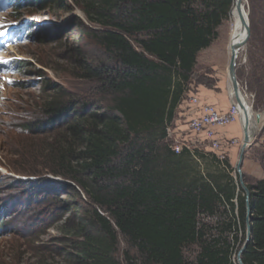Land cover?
Returning a JSON list of instances; mask_svg holds the SVG:
<instances>
[{
    "label": "rangeland",
    "instance_id": "374dc122",
    "mask_svg": "<svg viewBox=\"0 0 264 264\" xmlns=\"http://www.w3.org/2000/svg\"><path fill=\"white\" fill-rule=\"evenodd\" d=\"M128 1L120 0L119 8L110 11L108 19L115 22L127 20L132 9ZM248 1L251 34L237 59V78L255 118L259 113L261 120L242 161V180L247 188L264 180V0ZM82 2L68 0L63 9L36 11L27 6L22 9V19L36 26L29 32V44L12 53L13 58L24 61L25 68L10 77V81L7 79L6 87H0V264H80L77 259L80 234L87 231L99 234L103 240L107 237L93 213L97 211L108 219L109 212L93 204L70 179L61 174L55 176L47 169L52 145L67 137V128L75 124L76 118L87 117L93 112L101 115L114 112V99L105 82L84 76L87 72L118 68L116 57L96 37L111 29L107 26L108 20L89 21ZM207 4L208 0H192L196 13H204ZM231 6L232 0L227 15L216 28V38L198 54L190 82L167 128L172 139L184 144L182 154L187 156L182 162L185 167L178 170L179 176L184 175V181L193 176H224L233 180L236 193L244 197L237 171L243 143L240 118L230 125L213 129L214 139L222 143L218 150L226 157L221 163L213 143L187 128L186 117L189 115L185 114L193 95L202 105L209 104L201 99V91L214 93L220 104L227 105L226 111L213 105L222 113L237 105L230 94L228 77ZM103 9L108 11V7ZM41 36L43 40H40ZM12 81L17 87H9ZM47 84L57 86V91H62L76 103L75 116L34 132L16 130L14 127L20 123H43V113L38 106L54 95L45 92ZM146 136L142 135L140 142L143 143ZM130 150L129 146H122L120 159L115 160L114 166H118ZM153 154L157 169L161 171V167H166L161 157L166 154L160 151ZM87 177L93 179L92 175ZM119 181L107 178L98 183L104 186ZM233 203L234 209L230 204L221 203L213 214L200 212L198 228L203 238L183 248L188 264L196 262L203 245L214 242L220 246L230 245L232 261L238 264L237 255L245 243L246 228L244 231L240 227L237 199ZM126 256L140 264L137 248L117 232L113 254L115 262L128 264Z\"/></svg>",
    "mask_w": 264,
    "mask_h": 264
},
{
    "label": "trees",
    "instance_id": "16d2710c",
    "mask_svg": "<svg viewBox=\"0 0 264 264\" xmlns=\"http://www.w3.org/2000/svg\"><path fill=\"white\" fill-rule=\"evenodd\" d=\"M26 1L36 11L68 5V0ZM130 2L132 9L124 22L108 19L109 12L119 8L120 0L82 2L89 21L108 20L111 29L96 37L116 57L118 68L84 76L105 82L114 99V112L76 118L67 128V137L52 145L47 169L70 179L93 204L109 212L108 219L93 213L107 236L105 240L87 231L80 234V264H118L113 257L117 232L137 248L140 264H188L183 248L203 238L198 228L200 212L213 214L221 203L234 209L233 200L237 199L240 227L246 228L245 196L236 193L233 180L210 175L184 181L178 170H184L182 160L187 154L176 155L164 143L197 56L216 38V28L227 15L231 0H208L204 13H196L192 0ZM44 90L54 95L37 105L43 123H20L16 130L34 132L72 117L76 103L57 91V86L47 84ZM144 134L147 136L142 143ZM122 146L131 150L114 166ZM156 151L166 154L161 157L166 169L161 167V171L153 156ZM107 178L120 181L100 186L98 181ZM248 189L252 239L242 261L264 264V180ZM231 249L230 245L206 243L194 264H234ZM126 259L128 264H135L129 256Z\"/></svg>",
    "mask_w": 264,
    "mask_h": 264
},
{
    "label": "built area",
    "instance_id": "2783aa9c",
    "mask_svg": "<svg viewBox=\"0 0 264 264\" xmlns=\"http://www.w3.org/2000/svg\"><path fill=\"white\" fill-rule=\"evenodd\" d=\"M193 96L194 97L190 99V107H188V110L185 112V114L189 115V117L184 115L187 121V128H189L197 136L212 142L214 149L217 151L216 156H218L219 161L223 163L226 160L225 154L218 150L221 148L222 143L217 139H214L215 133L213 129L225 127L238 120L239 108L237 105H232L227 112L222 113L213 105H202L203 103H200L201 101L199 102L195 95ZM168 128L166 131V143L173 153L180 155L183 152L184 144L178 139H172L171 131Z\"/></svg>",
    "mask_w": 264,
    "mask_h": 264
},
{
    "label": "water",
    "instance_id": "95a60500",
    "mask_svg": "<svg viewBox=\"0 0 264 264\" xmlns=\"http://www.w3.org/2000/svg\"><path fill=\"white\" fill-rule=\"evenodd\" d=\"M235 10L240 14L241 17V23L242 25H247V30L244 38L237 44L232 45L231 47V57L229 61V66H228V77L229 81L231 83V88L233 90V94L236 99V103L238 104L240 110L244 114V121L242 124V129H243V143L241 146V152H240V158L239 162L237 165V171L240 175V184L245 192V200H246V240L245 243L242 247V249L239 251L237 255V262L238 264H244L242 261V255L247 249L248 243L252 239V226H251V217H252V211L250 208V191L249 189L244 185L243 180H242V172H241V166H242V161L244 158L245 151L247 148L251 145L252 139L254 137V129L250 123V118L247 113L244 101L242 99V93L240 89V84L238 82L237 78V59L240 51L245 47L247 44L250 34H251V29L248 24H246L245 19L242 16V11H243V4L242 0H237L235 3ZM261 120V114L257 113L256 114V123L258 124Z\"/></svg>",
    "mask_w": 264,
    "mask_h": 264
},
{
    "label": "clouds",
    "instance_id": "9594fccd",
    "mask_svg": "<svg viewBox=\"0 0 264 264\" xmlns=\"http://www.w3.org/2000/svg\"><path fill=\"white\" fill-rule=\"evenodd\" d=\"M24 6L30 7L26 0H0V33L10 30L9 33H5L4 37H0V47L2 49L0 58H3L4 62H6L1 64L0 87H6V80L8 79V81H10V77L19 74L20 70L25 68L23 65L24 61L13 58L12 53H14L16 49L29 44L31 36L28 35L29 41L27 43L19 44L16 47L8 44L11 36L14 33L18 32L20 34V31L23 29H28V31L31 32V30L34 28V23L30 24L28 20L22 19V9ZM11 86L17 87L13 81L11 84H9V87Z\"/></svg>",
    "mask_w": 264,
    "mask_h": 264
},
{
    "label": "bare ground",
    "instance_id": "6f19581e",
    "mask_svg": "<svg viewBox=\"0 0 264 264\" xmlns=\"http://www.w3.org/2000/svg\"><path fill=\"white\" fill-rule=\"evenodd\" d=\"M237 0H232V6L230 8V12H229V41H228V50H229V54L231 57V47L234 44L239 43L245 36L246 34V30H247V25H242L241 23V17L240 14L238 12H236L235 10V3ZM242 4H243V11H242V16L246 21V24H248L250 26V5H249V1L248 0H242ZM240 54V53H239ZM239 56V55H238ZM231 85V83H230ZM242 93V92H241ZM230 94L231 97L233 98V100L235 99V96L233 94V90L230 86ZM242 99L244 101L247 113L249 115L250 118V123L254 129V131L256 130V118L255 115L252 111V109L250 108V106L248 105V101L245 97V95L242 93ZM238 106V104H237ZM239 108V106H238ZM239 118H240V122L241 125L243 124L244 121V114L243 112L240 110L239 108Z\"/></svg>",
    "mask_w": 264,
    "mask_h": 264
},
{
    "label": "crops",
    "instance_id": "0c3cea01",
    "mask_svg": "<svg viewBox=\"0 0 264 264\" xmlns=\"http://www.w3.org/2000/svg\"><path fill=\"white\" fill-rule=\"evenodd\" d=\"M201 99L205 102H208L209 104L218 106L222 111H226L227 110V105H222L218 102L216 95H214V93L210 92V91H201L199 92Z\"/></svg>",
    "mask_w": 264,
    "mask_h": 264
},
{
    "label": "snow or ice",
    "instance_id": "6c2138e0",
    "mask_svg": "<svg viewBox=\"0 0 264 264\" xmlns=\"http://www.w3.org/2000/svg\"><path fill=\"white\" fill-rule=\"evenodd\" d=\"M0 35H3V33H0ZM4 63H6V62H4Z\"/></svg>",
    "mask_w": 264,
    "mask_h": 264
}]
</instances>
